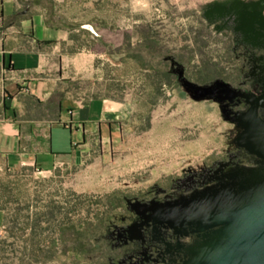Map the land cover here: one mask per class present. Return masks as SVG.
<instances>
[{
	"label": "rangeland",
	"instance_id": "obj_1",
	"mask_svg": "<svg viewBox=\"0 0 264 264\" xmlns=\"http://www.w3.org/2000/svg\"><path fill=\"white\" fill-rule=\"evenodd\" d=\"M59 5L65 89L128 113L75 167L0 157V264L263 260L264 0Z\"/></svg>",
	"mask_w": 264,
	"mask_h": 264
},
{
	"label": "crops",
	"instance_id": "obj_2",
	"mask_svg": "<svg viewBox=\"0 0 264 264\" xmlns=\"http://www.w3.org/2000/svg\"><path fill=\"white\" fill-rule=\"evenodd\" d=\"M61 0H0V157L39 172L75 167L112 140L125 100L65 89Z\"/></svg>",
	"mask_w": 264,
	"mask_h": 264
},
{
	"label": "bare ground",
	"instance_id": "obj_3",
	"mask_svg": "<svg viewBox=\"0 0 264 264\" xmlns=\"http://www.w3.org/2000/svg\"><path fill=\"white\" fill-rule=\"evenodd\" d=\"M262 240H263V238H262ZM261 242H263V241H261ZM256 255H257V254H256ZM253 257H254V256H253ZM255 257H256V256H255ZM255 257H254V259H255ZM257 258H258V257H257ZM257 258H256V259H257ZM252 259H253V258H252ZM256 259H255V260H256ZM255 260H254V262H252L251 264H262V262L264 261V259L262 260V259H259V258H258L257 261H255ZM252 261H253V260H252Z\"/></svg>",
	"mask_w": 264,
	"mask_h": 264
},
{
	"label": "water",
	"instance_id": "obj_4",
	"mask_svg": "<svg viewBox=\"0 0 264 264\" xmlns=\"http://www.w3.org/2000/svg\"><path fill=\"white\" fill-rule=\"evenodd\" d=\"M33 1H37V0H33Z\"/></svg>",
	"mask_w": 264,
	"mask_h": 264
}]
</instances>
